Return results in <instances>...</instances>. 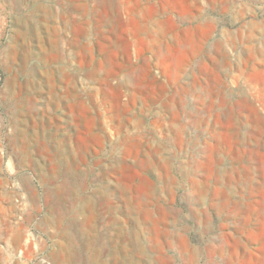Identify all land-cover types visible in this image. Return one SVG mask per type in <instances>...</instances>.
Here are the masks:
<instances>
[{
    "label": "rangeland",
    "instance_id": "obj_1",
    "mask_svg": "<svg viewBox=\"0 0 264 264\" xmlns=\"http://www.w3.org/2000/svg\"><path fill=\"white\" fill-rule=\"evenodd\" d=\"M128 65L210 91L189 117L213 143L136 119ZM262 189L264 0H0V264H207L216 235L264 234Z\"/></svg>",
    "mask_w": 264,
    "mask_h": 264
},
{
    "label": "crops",
    "instance_id": "obj_2",
    "mask_svg": "<svg viewBox=\"0 0 264 264\" xmlns=\"http://www.w3.org/2000/svg\"><path fill=\"white\" fill-rule=\"evenodd\" d=\"M151 17H153V15L149 16V24L151 23ZM157 24L161 25L160 22ZM148 25H144L139 29L142 30L143 33H149L147 31L150 25ZM157 27L158 30H161V32L163 31V27ZM171 32H179V27L173 26ZM179 37V34H177L175 39L178 45L175 50L180 54L181 49L179 46ZM148 39L149 42L150 40L152 41L150 37ZM158 40V48L154 46L149 48L150 50H156L159 53L162 50V47L160 46L162 43L160 38H158ZM123 45L124 48H117V53L123 49L127 53L125 42H123ZM133 53L141 62L140 65H144L145 56H143L141 47L138 46L133 49ZM140 65H135L134 67L135 73L137 74L125 79L126 82L120 86L126 91L132 93V97H135V118L139 119V116L143 117L147 115L150 125L151 121H154L157 118L162 119L164 115L177 114L180 117V127L175 125L173 128L167 123L165 118L162 119L165 126H163L164 128L160 133L165 136L164 139L172 144L175 140V130L180 129L181 137L185 141V144L193 145L197 143L196 140L198 139L202 140L201 145H203L205 140L212 144V140L209 139L211 138V129L203 131L201 127L193 125L189 115L199 114L204 110L209 109L210 101L217 100L214 95H211L210 91H204L201 87H199V89L197 85L189 86V84H186L185 77H182L181 79L179 77L177 80L172 79L171 82H173V84L170 82L167 86L154 79L151 80L150 77H148L149 80L147 81V75H144L142 72L145 67ZM130 71L133 72L132 65L122 66L119 69L120 73L126 72L128 75H131L132 72ZM130 85L132 86L131 88H134L133 90L130 88ZM205 101L208 103L206 104ZM118 106L127 112L129 111L128 105L121 106L118 104ZM208 122L211 124L212 121L208 120ZM138 124H136L137 127H139ZM249 192L246 194V197L247 195L250 196L249 201H244V206L255 210L251 215V223L249 225V231H252L255 228H260V225L264 222V189H262V191L251 190ZM234 196L235 198L232 199L231 203L233 204L231 206L238 205V202L240 201L238 197H236L237 195ZM215 238V241H218L219 244L212 247L213 250L210 255L205 251V257L208 259L207 264H264V234L259 232L244 235L218 234ZM196 257H198V255H196ZM196 263L197 261H193V264Z\"/></svg>",
    "mask_w": 264,
    "mask_h": 264
},
{
    "label": "bare ground",
    "instance_id": "obj_3",
    "mask_svg": "<svg viewBox=\"0 0 264 264\" xmlns=\"http://www.w3.org/2000/svg\"><path fill=\"white\" fill-rule=\"evenodd\" d=\"M115 10H116V9H115ZM24 66H25V65H24ZM24 66H23V68H24ZM23 68H22V69H23ZM133 69H134V68H133ZM23 70H24V69H23ZM56 72H57V71H56ZM59 72H61V71H59ZM27 73H28V71H27ZM34 73H35V72H34ZM58 75H59V74H58ZM64 75H65V72H64ZM58 77H59V76H58ZM61 77H62V76H61ZM64 78H65V77H64ZM58 79H59V78H58ZM29 80H30V79H29ZM125 82H126V81H125ZM25 83H26V82H25ZM27 83H28V82H27ZM49 83H50V82H49ZM29 84H30V83H29ZM25 85H26V84H25ZM59 87H60V86H59ZM61 87H62V86H61ZM63 89H64V87H63ZM63 89H62V90H63ZM55 91H56V90H55ZM64 94H65V93H64ZM67 97H68V96H67ZM74 97H75V96H74ZM75 99H76V98H75ZM228 126H229V125H228ZM229 127H230V126H229ZM130 145H131V144H130ZM130 145H129V146H130ZM134 145H135V144H134ZM53 146H54V145H53ZM151 147H153V146H151ZM151 147H150V148H151ZM53 148H54V147H53ZM128 148H129V147H128ZM132 148L134 149V147H131V149H132ZM129 149H130V148H129ZM129 149H125V151H126V150L128 151ZM158 149H159V148H157V150H158ZM137 150H138V149H137ZM150 150H153V149L151 148ZM138 151H139V150H138ZM141 151H142V150H141ZM129 152H130V151H128L127 153H129ZM134 152H135V150H134ZM134 152H133V153H134ZM151 152H152V151H151ZM155 152H156V150H155ZM127 153H126V154H127ZM135 153L137 154V152H135ZM140 154H141V153H140ZM155 154H156V153H155ZM122 155H123V154H122ZM132 155H133V154H132ZM132 155H131V156H132ZM125 156H126V155H125ZM127 156H128V154H127ZM127 156H126V157H127ZM148 156H149V155H148ZM129 157H130V156H129ZM156 157H157V156H156ZM137 162H139V161H137ZM137 162H136V163H137ZM141 162H142V160H141ZM146 162H147V160H146ZM146 162H145V163H146ZM146 164H147V163H146ZM202 165H203V164H202ZM148 166H149V165H148ZM164 166H165V164H164ZM165 167L167 168V166H165ZM167 172H168V171H167ZM159 174H160V173H159ZM159 180H160V179H159ZM151 190H154V189L152 188ZM144 195H145V194H144ZM158 210H159V209H158ZM158 210H157V211H158ZM161 212L164 213V211H161ZM158 213H159L160 215H162L160 212H158ZM166 213H167V212H166ZM166 213H164V214H166ZM191 213H192V210L190 209L189 212H188V214L191 215ZM176 215H177V213H176ZM178 215H180V214H178ZM178 217H179V216H178ZM165 222H166V221H165ZM175 223H176V221H175ZM153 224H154V223H153ZM198 226H199V225H198ZM198 231H199V233H208V232L211 231V228H210V226H208V225H207L206 227H202V226H201V227H198ZM165 233H167V232H165ZM165 233H164V234H165ZM160 234H161V233H160ZM166 235H167V234H166ZM166 235H164V236H166ZM175 235H176V233H175ZM168 236H170V235L168 234ZM177 236H178V233H177L176 237H177ZM178 246L180 247V249H181L183 252L185 251V252H191V253H193V250H191V249L189 248V246L187 245V243H185V242L183 241V238H180V239H179V245H178Z\"/></svg>",
    "mask_w": 264,
    "mask_h": 264
}]
</instances>
